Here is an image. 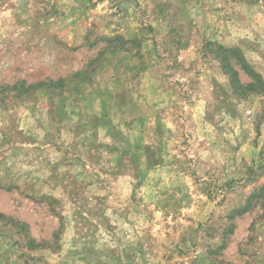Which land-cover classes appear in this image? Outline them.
<instances>
[{
	"label": "rangeland",
	"instance_id": "rangeland-1",
	"mask_svg": "<svg viewBox=\"0 0 264 264\" xmlns=\"http://www.w3.org/2000/svg\"><path fill=\"white\" fill-rule=\"evenodd\" d=\"M0 264H264V0H0Z\"/></svg>",
	"mask_w": 264,
	"mask_h": 264
}]
</instances>
